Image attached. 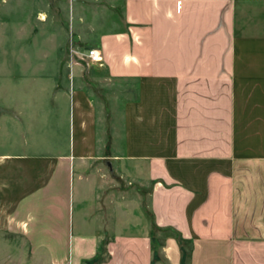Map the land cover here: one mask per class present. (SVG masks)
Here are the masks:
<instances>
[{
  "label": "crops",
  "instance_id": "1",
  "mask_svg": "<svg viewBox=\"0 0 264 264\" xmlns=\"http://www.w3.org/2000/svg\"><path fill=\"white\" fill-rule=\"evenodd\" d=\"M59 1L101 63L7 91L0 264H264V0Z\"/></svg>",
  "mask_w": 264,
  "mask_h": 264
},
{
  "label": "rangeland",
  "instance_id": "2",
  "mask_svg": "<svg viewBox=\"0 0 264 264\" xmlns=\"http://www.w3.org/2000/svg\"><path fill=\"white\" fill-rule=\"evenodd\" d=\"M81 8L84 11L91 9L86 2L79 1L0 0V151H4L7 91L12 94V102L16 103V95H19L20 101L33 106L39 95L36 89L45 84L41 76L46 72H42L44 67L42 69L38 64L43 57L63 56L65 51L58 48L59 44L63 47L68 43L73 48L70 34L74 27V16ZM40 14L44 15V20H39ZM44 97L42 106L46 108ZM127 181L125 185L129 194L135 189ZM130 182L134 183L132 180ZM133 200L137 203L136 199ZM138 211L137 204L133 208L127 205V223L129 216L136 215ZM184 247L187 250L188 246Z\"/></svg>",
  "mask_w": 264,
  "mask_h": 264
},
{
  "label": "built area",
  "instance_id": "3",
  "mask_svg": "<svg viewBox=\"0 0 264 264\" xmlns=\"http://www.w3.org/2000/svg\"><path fill=\"white\" fill-rule=\"evenodd\" d=\"M69 52L71 56L70 59L77 58V59L83 60L87 63V65H91V64L99 65L101 63V54L99 50L95 48H89V49H86L84 52L79 53L70 47Z\"/></svg>",
  "mask_w": 264,
  "mask_h": 264
},
{
  "label": "trees",
  "instance_id": "4",
  "mask_svg": "<svg viewBox=\"0 0 264 264\" xmlns=\"http://www.w3.org/2000/svg\"><path fill=\"white\" fill-rule=\"evenodd\" d=\"M183 246H184V245H182V243H181L182 264H184V261H185V259L187 258V251L184 249Z\"/></svg>",
  "mask_w": 264,
  "mask_h": 264
},
{
  "label": "bare ground",
  "instance_id": "5",
  "mask_svg": "<svg viewBox=\"0 0 264 264\" xmlns=\"http://www.w3.org/2000/svg\"><path fill=\"white\" fill-rule=\"evenodd\" d=\"M39 20H44V15L43 14L39 15Z\"/></svg>",
  "mask_w": 264,
  "mask_h": 264
}]
</instances>
